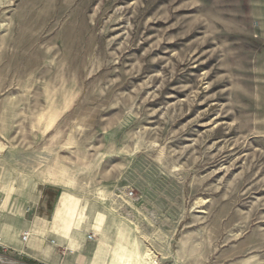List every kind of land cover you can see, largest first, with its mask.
<instances>
[{"label": "rangeland", "instance_id": "1", "mask_svg": "<svg viewBox=\"0 0 264 264\" xmlns=\"http://www.w3.org/2000/svg\"><path fill=\"white\" fill-rule=\"evenodd\" d=\"M58 215L109 264H264V0H0V224Z\"/></svg>", "mask_w": 264, "mask_h": 264}, {"label": "crops", "instance_id": "2", "mask_svg": "<svg viewBox=\"0 0 264 264\" xmlns=\"http://www.w3.org/2000/svg\"><path fill=\"white\" fill-rule=\"evenodd\" d=\"M64 222L58 215L51 220L35 217L23 227L0 224V236L10 254L26 264H109L107 245L96 246L80 223L68 230ZM24 232H29L26 242Z\"/></svg>", "mask_w": 264, "mask_h": 264}, {"label": "built area", "instance_id": "3", "mask_svg": "<svg viewBox=\"0 0 264 264\" xmlns=\"http://www.w3.org/2000/svg\"><path fill=\"white\" fill-rule=\"evenodd\" d=\"M29 237V232H24L23 236H22V240L24 242H26L28 240ZM88 239L92 240L93 236L92 234L88 235ZM11 248H9L3 238L0 236V264H26L23 263L21 260L13 257L10 253H11Z\"/></svg>", "mask_w": 264, "mask_h": 264}]
</instances>
